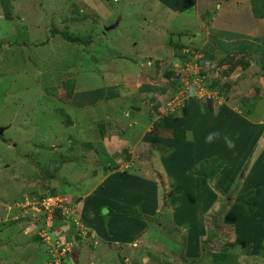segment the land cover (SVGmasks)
<instances>
[{"label": "rangeland", "instance_id": "1", "mask_svg": "<svg viewBox=\"0 0 264 264\" xmlns=\"http://www.w3.org/2000/svg\"><path fill=\"white\" fill-rule=\"evenodd\" d=\"M0 127V264H213L224 247L264 264L250 0H0Z\"/></svg>", "mask_w": 264, "mask_h": 264}, {"label": "trees", "instance_id": "2", "mask_svg": "<svg viewBox=\"0 0 264 264\" xmlns=\"http://www.w3.org/2000/svg\"><path fill=\"white\" fill-rule=\"evenodd\" d=\"M225 2H229L231 0H224ZM251 2V7H252V12L254 14V16L256 18H260V19H264V0H250ZM62 35L64 36L65 39H67V41L69 42H72V43H83V39L79 36H73V35H67L65 33H62ZM250 56H252L251 54H249ZM210 62V64L212 62H214L215 60H220L217 58L216 55H208L207 57ZM249 61H244L243 59L238 61L237 64H239L238 66H242L243 69H247L250 67L251 65V57H249ZM206 61H204V64H205ZM220 64H223V61H219ZM201 64L202 61L200 62ZM235 68V67H234ZM227 72H223V75L227 76ZM168 79H170V77H168ZM221 83L219 81L217 82H214L211 86V89L217 91L219 94H222L223 92L220 90L219 91V87H220ZM69 96H72L73 95V89L70 88L69 89V93H68ZM198 100V99H196ZM187 130L186 129H182V128H177V129H173V131H171L172 133V136L176 139V140H179V141H185L186 140V134H187ZM222 160V159H220ZM212 172H205V175L206 177H209V176H212L214 174H216L218 171H219V168H212ZM57 197V194L55 192H51L49 195H43L41 197H39V200L41 202H43L45 199L47 198H55ZM249 196H241L237 199L238 201V204L241 205L247 212V214L249 216H254L255 213H256V210L254 208L251 207V203L249 201H247ZM38 206H41V204H39ZM110 210V211H109ZM61 211L62 209L60 208H55V217H59L61 216ZM104 211H107V213L105 215H103L102 212ZM110 212H113V209L111 208H106V207H103V209L101 208V214L104 218H107L106 216H108ZM44 215H46L47 211L42 208V212ZM124 213H128L130 214L131 216L135 217V218H139L141 216H143L142 214H137V213H132L130 211H125ZM114 214V213H112ZM68 227V226H66ZM64 228V231L67 230V228ZM226 248V249H225ZM251 250V249H250ZM250 250H247L246 252L249 254L251 251ZM263 251V247H261V249ZM259 250V253H262L260 252ZM264 252V251H263ZM213 264H241L240 261H239V255L237 253V251H232V250H227V247H224V250H222L220 253H215L213 255Z\"/></svg>", "mask_w": 264, "mask_h": 264}, {"label": "clouds", "instance_id": "3", "mask_svg": "<svg viewBox=\"0 0 264 264\" xmlns=\"http://www.w3.org/2000/svg\"><path fill=\"white\" fill-rule=\"evenodd\" d=\"M190 94H194V93H190ZM219 138V134L218 133H210L208 134L206 137H205V143H212L215 139ZM224 141H225V144L226 146L229 148V149H232L235 147V144L234 142L227 136L224 137Z\"/></svg>", "mask_w": 264, "mask_h": 264}, {"label": "built area", "instance_id": "4", "mask_svg": "<svg viewBox=\"0 0 264 264\" xmlns=\"http://www.w3.org/2000/svg\"><path fill=\"white\" fill-rule=\"evenodd\" d=\"M210 97V96H209ZM52 199H54V198H47V199H45L43 202H41L40 204H42V208H44L46 211L47 210H49V209H47L46 208V204L48 203V202H50V201H52ZM57 206V205H56ZM56 206H54L53 207V211L55 210V208H59L58 206L56 207ZM55 212V211H54Z\"/></svg>", "mask_w": 264, "mask_h": 264}, {"label": "water", "instance_id": "5", "mask_svg": "<svg viewBox=\"0 0 264 264\" xmlns=\"http://www.w3.org/2000/svg\"><path fill=\"white\" fill-rule=\"evenodd\" d=\"M115 27H116V25H115V26H112V27H110V28H107L106 31H110L111 29H114ZM3 132H4V128H1V127H0V136L3 135Z\"/></svg>", "mask_w": 264, "mask_h": 264}]
</instances>
